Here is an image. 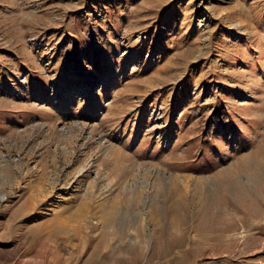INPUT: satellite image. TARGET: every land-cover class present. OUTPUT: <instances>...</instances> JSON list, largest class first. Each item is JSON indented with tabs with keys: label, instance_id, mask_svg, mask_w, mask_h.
<instances>
[{
	"label": "rangeland",
	"instance_id": "rangeland-1",
	"mask_svg": "<svg viewBox=\"0 0 264 264\" xmlns=\"http://www.w3.org/2000/svg\"><path fill=\"white\" fill-rule=\"evenodd\" d=\"M0 264H264V0H0Z\"/></svg>",
	"mask_w": 264,
	"mask_h": 264
},
{
	"label": "trees",
	"instance_id": "trees-1",
	"mask_svg": "<svg viewBox=\"0 0 264 264\" xmlns=\"http://www.w3.org/2000/svg\"><path fill=\"white\" fill-rule=\"evenodd\" d=\"M222 119L221 113H213L211 114L206 122H205V127H214L220 124Z\"/></svg>",
	"mask_w": 264,
	"mask_h": 264
},
{
	"label": "crops",
	"instance_id": "crops-1",
	"mask_svg": "<svg viewBox=\"0 0 264 264\" xmlns=\"http://www.w3.org/2000/svg\"><path fill=\"white\" fill-rule=\"evenodd\" d=\"M77 214V216H81V214H78V213H76ZM103 213H101V215H102ZM108 215V214H107ZM109 215H111V213H109ZM62 220H64V219H62ZM68 225V224H67ZM58 227H56V229H57ZM61 232H63V233H67V234H69L70 236H72V235H74V236H76V235H78L79 233H80V235L82 236L83 234L81 233V226H77V227H72V226H70V227H68V226H65L64 228H61Z\"/></svg>",
	"mask_w": 264,
	"mask_h": 264
}]
</instances>
